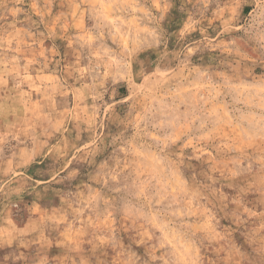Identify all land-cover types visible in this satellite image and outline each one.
<instances>
[{"label":"rangeland","instance_id":"1","mask_svg":"<svg viewBox=\"0 0 264 264\" xmlns=\"http://www.w3.org/2000/svg\"><path fill=\"white\" fill-rule=\"evenodd\" d=\"M0 264H264V0H0Z\"/></svg>","mask_w":264,"mask_h":264}]
</instances>
